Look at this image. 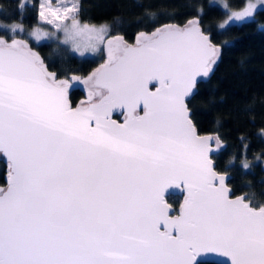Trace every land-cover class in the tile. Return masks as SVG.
<instances>
[{
  "label": "snow or ice",
  "instance_id": "1",
  "mask_svg": "<svg viewBox=\"0 0 264 264\" xmlns=\"http://www.w3.org/2000/svg\"><path fill=\"white\" fill-rule=\"evenodd\" d=\"M258 6L264 0H247L218 27L254 20ZM38 7L56 32L36 27V41L62 33L81 55L102 45L107 59L71 77L88 93L73 108L69 80L28 40L0 36V154L9 162L0 264H197L204 253L227 257L222 264H264V204L232 198L209 155L212 137L191 117L197 77L221 56L201 19L140 31L129 44L82 23L79 0ZM117 109L122 123L111 118ZM172 187L186 193L178 215L165 199Z\"/></svg>",
  "mask_w": 264,
  "mask_h": 264
},
{
  "label": "trees",
  "instance_id": "2",
  "mask_svg": "<svg viewBox=\"0 0 264 264\" xmlns=\"http://www.w3.org/2000/svg\"><path fill=\"white\" fill-rule=\"evenodd\" d=\"M247 0H225L229 8L243 6ZM79 19L87 23H106L110 35L119 34L131 43L139 31L151 32L161 24L184 25L199 17L214 44L221 46V56L208 77L197 80L194 95L188 100L191 117L198 132H210L223 145L212 155L215 169L229 173L227 183L232 193L244 192L254 205L264 204V7H258L254 20L231 22L224 29V8L213 0H79ZM39 0H0V24H19L26 31L41 25ZM149 13H154L150 16ZM46 27V26H43ZM5 38L29 42L58 77L87 74L103 59L78 56L69 48L49 38L34 41L24 32L9 33ZM81 92L69 91L74 104ZM247 162L250 167L244 169ZM5 162L0 158V184H4ZM174 207L181 195L167 194ZM197 264H222L199 261Z\"/></svg>",
  "mask_w": 264,
  "mask_h": 264
},
{
  "label": "water",
  "instance_id": "3",
  "mask_svg": "<svg viewBox=\"0 0 264 264\" xmlns=\"http://www.w3.org/2000/svg\"><path fill=\"white\" fill-rule=\"evenodd\" d=\"M192 19V18H191ZM165 24H169V23H165ZM161 25H163V24H161ZM160 25V26H161ZM183 26V25H182ZM140 32V31H139ZM138 33V32H137ZM137 33L135 34V36H134V38H133V41L131 42V43H129V44H134L135 43V40H136V35H137ZM150 33V32H149ZM114 35H119V34H113V36ZM1 36V35H0ZM18 39H21V38H18ZM34 50V49H33ZM34 51H36V50H34ZM101 51H102V53H103V59H102V61H100L92 70H90L87 74H85V75H82V76H80L81 78H84V77H86V76H88L89 74H91L96 68H98L102 63H104V61L107 59V53H106V51L104 50V48H103V46L101 45ZM37 52V51H36ZM40 55V54H39ZM46 65V64H45ZM49 71H52V72H54L53 70H50L49 69ZM73 75H76V74H69L67 77H58L57 76V78L58 79H67V80H69L70 81V86H69V89H68V99H69V91L71 90V89H73V88H77V89H79L82 93H83V95L84 96H82L79 100H77L74 104H72L71 103V101H70V99H69V103H70V105L73 107V108H75V107H77L80 103H81V101H86L87 100V96H88V93H87V89L85 88V86L83 85V84H81V83H79L78 81H72L71 80V77L73 76ZM76 76H79V75H76ZM205 77H197V80H199V79H204ZM150 87H152L151 85H150ZM152 90L153 91H155V88L154 87H152ZM138 113L140 114V115H143V112L141 111V110H139L138 109ZM112 119H114V120H116L118 123H122L123 122V120H124V114H123V110H120V109H117V110H114L113 111V113H112V117H111ZM198 134L199 135H201V136H210V137H212V139L210 140V142H209V146H210V148L212 149V151L210 152V158H211V155L215 152V151H217L218 149H219V147H217V144H216V138H215V135L214 134H212V133H210V132H198ZM223 145V143H221V146ZM220 146V147H221ZM0 158L5 162V173H4V175H3V181H4V184H0V187H5L6 188V186H7V174H8V171H9V167H8V161H7V158L6 157H4L2 154H0ZM212 159V158H211ZM214 164V163H213ZM216 171L217 172H219V173H221V174H226V177H227V179H226V184H227V186H228V188L231 190V196H232V198H235L236 196H246V194L244 193V192H240V193H232V189H231V187H230V185L227 183V180H228V178H229V173L228 172H226V171H219V170H217L216 169ZM167 194H178V195H181V199H180V201L178 202V204H177V206L176 207H174L171 203H169L168 201H167V199H166V195ZM185 192L182 190V188H176V187H172V188H169V189H167L166 190V192H165V199H166V201L171 205V207H172V211H171V215H178V213H179V209H180V205L183 203V201H184V196H185ZM226 260H228V258L227 257H223V256H221V255H219V254H217V253H204V254H201L200 256H198L197 257V262H199V261H213V262H218V263H222L223 261H226ZM228 264H230V261L228 262Z\"/></svg>",
  "mask_w": 264,
  "mask_h": 264
},
{
  "label": "rangeland",
  "instance_id": "4",
  "mask_svg": "<svg viewBox=\"0 0 264 264\" xmlns=\"http://www.w3.org/2000/svg\"><path fill=\"white\" fill-rule=\"evenodd\" d=\"M213 1H215V2H217V3H219L223 8H224V10H225V15H224V18H223V21L224 20H226L227 18H228V15H230V13H231V11H233V10H240L243 6H241V7H239V8H236V9H232V8H225L224 7V5L226 4L225 3V0H213ZM247 2V1H246ZM258 7H264V6H258ZM38 12H39V8H38ZM38 18H39V15H38ZM40 20V19H39ZM41 22V21H40ZM82 23H87V22H83V21H81ZM42 24L41 25H34V26H31L29 29H27L26 31H23L24 32V34L27 36V37H29V38H31L32 40H34V41H36L35 40V38L34 37H32L31 35H30V33L32 32V30L34 29V28H36V27H41V28H43L45 31H47V32H49V33H54V32H56V30L51 26V25H47V24H44L43 22H41ZM88 24H90V25H95V26H97V27H100V26H107V28H108V25L106 24V23H96V24H93V23H88ZM13 25H19V24H11V25H4V24H0V29H5V30H8V32L9 33H13L12 32V26ZM43 26H46V27H43ZM18 33H21L20 31H17ZM57 36H59V39H56V37H53V36H49V37H45V38H42L40 41H43V40H46V39H49V38H53V39H56L57 41H59V42H61L62 43V40H63V34L62 33H57L56 34ZM62 44H64V43H62ZM64 45H66L68 48H69V50L72 52V53H74V54H76V55H78V56H91V57H93V56H95V54H97L98 52H102L101 51V46L98 48V49H96V50H88V51H84L83 52V55H81V53L80 52H76V51H74L73 50V47H72V45L71 44H64ZM103 54V53H102Z\"/></svg>",
  "mask_w": 264,
  "mask_h": 264
},
{
  "label": "flooded vegetation",
  "instance_id": "5",
  "mask_svg": "<svg viewBox=\"0 0 264 264\" xmlns=\"http://www.w3.org/2000/svg\"><path fill=\"white\" fill-rule=\"evenodd\" d=\"M79 90V89H78ZM80 91V90H79ZM81 92V91H80ZM82 96H84L83 95V93L81 92V95L78 97V99L77 100H79Z\"/></svg>",
  "mask_w": 264,
  "mask_h": 264
}]
</instances>
